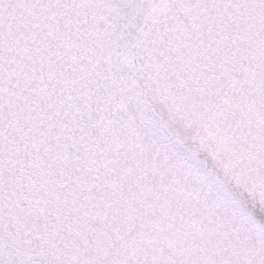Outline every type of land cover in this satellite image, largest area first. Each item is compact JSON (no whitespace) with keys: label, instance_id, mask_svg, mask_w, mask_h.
<instances>
[{"label":"snow or ice","instance_id":"1","mask_svg":"<svg viewBox=\"0 0 264 264\" xmlns=\"http://www.w3.org/2000/svg\"><path fill=\"white\" fill-rule=\"evenodd\" d=\"M204 142L264 187V0H0V264H264Z\"/></svg>","mask_w":264,"mask_h":264},{"label":"water","instance_id":"2","mask_svg":"<svg viewBox=\"0 0 264 264\" xmlns=\"http://www.w3.org/2000/svg\"><path fill=\"white\" fill-rule=\"evenodd\" d=\"M222 149L224 148L214 147L212 144L207 142L196 143L188 149L189 153L192 154L191 158L186 157L183 154L180 155L187 159L191 164H193V160H195L198 156H203L205 158L211 156L216 170L222 176L227 177L230 181L229 183H224L223 179L220 181L223 191L229 194V198H224V200L229 204L234 212H236L238 217L247 222V224L253 228L254 231L264 236V218L258 217L255 213L254 207H248L247 203L235 194V190L232 185L233 183H239L241 188L249 191V193L253 196L255 203L259 205L262 210H264L263 187L250 185V182L241 181L238 175H233L234 161L226 159L220 153Z\"/></svg>","mask_w":264,"mask_h":264},{"label":"bare ground","instance_id":"3","mask_svg":"<svg viewBox=\"0 0 264 264\" xmlns=\"http://www.w3.org/2000/svg\"><path fill=\"white\" fill-rule=\"evenodd\" d=\"M220 153L228 160L232 161V157L229 153L228 150L226 149H222L220 151ZM177 160L179 161V163L181 164V166L183 168H185L188 171H193L194 169L192 168V164L185 158H183V156H181L180 154L177 155ZM263 192H264V187H263ZM212 193L213 196L216 198L217 200V204L219 205V207L221 208V210L228 216L232 217L234 220H236L240 226L243 227V229L247 232V234L252 238V239H258V238H264V236L260 235L259 233H257L256 231L253 230V228H251L247 222H245L243 219H241L240 217L237 216L236 212H234V210L229 206V204L224 200L223 197H221L217 192L215 188H212Z\"/></svg>","mask_w":264,"mask_h":264},{"label":"rangeland","instance_id":"4","mask_svg":"<svg viewBox=\"0 0 264 264\" xmlns=\"http://www.w3.org/2000/svg\"><path fill=\"white\" fill-rule=\"evenodd\" d=\"M234 220V219H233ZM234 222L237 224V225H239V223L236 221V220H234ZM253 240H255V239H253Z\"/></svg>","mask_w":264,"mask_h":264}]
</instances>
